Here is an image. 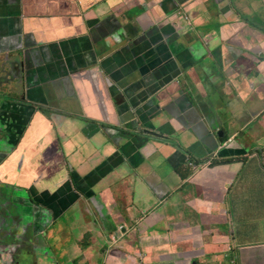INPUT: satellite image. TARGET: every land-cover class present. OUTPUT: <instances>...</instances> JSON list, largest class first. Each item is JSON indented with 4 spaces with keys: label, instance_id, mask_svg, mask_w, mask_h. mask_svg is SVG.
<instances>
[{
    "label": "crops",
    "instance_id": "crops-1",
    "mask_svg": "<svg viewBox=\"0 0 264 264\" xmlns=\"http://www.w3.org/2000/svg\"><path fill=\"white\" fill-rule=\"evenodd\" d=\"M131 1L0 0V149L20 134L0 170V184L14 183L0 198V264H264V0H167L187 8L192 35L160 19L100 60L114 34H134L135 20L119 16ZM160 39L174 42L153 71L145 53ZM184 56L216 61L181 70ZM174 83L211 91L191 98L199 115L177 106ZM134 99L161 140L140 123L122 131ZM216 101L233 114L228 126ZM163 102L167 117L152 120ZM220 132L233 139L224 149ZM212 155L191 173L189 160Z\"/></svg>",
    "mask_w": 264,
    "mask_h": 264
},
{
    "label": "water",
    "instance_id": "water-1",
    "mask_svg": "<svg viewBox=\"0 0 264 264\" xmlns=\"http://www.w3.org/2000/svg\"><path fill=\"white\" fill-rule=\"evenodd\" d=\"M168 1L163 0V2L160 5L154 6L151 4V1L149 0H133L131 1V5L127 7V9L122 12L119 16L120 19H128V20H135L134 26H135V32L133 33H128L126 36L122 32L118 31L116 34H114L109 42L106 43V46L102 48L101 55H100V60H105V59H110L113 56L117 54H122L123 51H125L128 48H133L134 46H137L140 44L141 39L146 38V34L148 33L150 27L154 25L157 21L160 19H167L169 25H173V28L175 32L179 35H186V34H191L193 31L191 30L190 27L186 26L185 24L182 23L180 14L176 11L175 8L173 7H168L167 6ZM154 7V8H153ZM156 7V8H155ZM150 12H153V15H150ZM172 21V22H171ZM172 27V26H171ZM122 36V38H121ZM118 37V38H117ZM193 39H195V36H193ZM185 46L191 45L192 42L189 40H181ZM153 45L149 48H147V51L145 53V60L147 57H151V66L149 69H152L153 71L158 67V65L163 61V58L160 57L162 54V51L165 50V47H171L174 41H164V39H160L159 41L154 40ZM176 42V41H175ZM179 42V41H178ZM184 61H188L184 66L183 69L181 70H186L189 69L190 67H194V72H199L201 69L204 67H209L210 65L214 64L216 59L215 57H208L205 61L202 62V65L200 67H195L194 62H190L189 59H187V56H184ZM127 70V69H126ZM192 71V72H193ZM90 72L95 76V81L98 82L100 80L102 83H108L112 84L113 83V75L110 72H104V71H99V70H90ZM212 80V79H211ZM121 81H124L122 79ZM205 81V80H204ZM203 81V82H204ZM203 85H207L203 83ZM133 89L136 90L137 85H131ZM194 88L189 87L187 88L185 85H180V87H177L178 92L175 93L172 98H174L175 102L177 103V106L181 108L182 110L188 111L189 109H192L196 115H199V111L195 108L193 100L191 98H196V99H206L208 95L211 93L209 90H204V91H199L196 94L194 93ZM174 91H176V86L173 87ZM160 90V89H159ZM158 90V91H159ZM124 92V95L127 94L126 91ZM157 91L152 92L151 96H153ZM193 94V95H192ZM189 95H192L189 97ZM178 97V99H177ZM210 100V99H209ZM136 101V105L133 106V111L129 114L128 117L121 119L119 122V125H122L121 129L124 133H128L129 131H135L137 129L136 126L137 124L140 123V119L142 120L144 111L142 108H139L137 99H134ZM171 101V100H168ZM183 102H185V106L183 105ZM156 103V102H154ZM165 102H163L162 105L158 104L155 106L157 108L156 112L151 114L152 120H156L159 118L164 117L163 114L167 117V112L168 108L165 107L164 105ZM139 110H136L138 109ZM214 110L219 115L222 119L223 117L227 119H231L227 121V126L233 122V114L228 110L227 107L220 105L217 103L214 104ZM199 121L203 120L202 116H199ZM145 121V118L143 119ZM143 128L146 130V134L153 136L157 140L162 139V129L163 126H159L158 128H152L147 125V122H141L140 123ZM136 126L135 130L134 127ZM140 128V127H139ZM221 134L220 137L223 136V133L220 132ZM233 143V140L229 141V145ZM82 200H86L88 202H91L94 206H96L97 199L87 191H84L82 194ZM1 223V222H0Z\"/></svg>",
    "mask_w": 264,
    "mask_h": 264
},
{
    "label": "clouds",
    "instance_id": "clouds-1",
    "mask_svg": "<svg viewBox=\"0 0 264 264\" xmlns=\"http://www.w3.org/2000/svg\"><path fill=\"white\" fill-rule=\"evenodd\" d=\"M176 11L180 14V18H181V21H182V23L183 24H185L186 26H189L190 28H191V30L193 31V29H192V27H191V25H190V23H191V19L189 18V16H187L185 13H187L188 12V10H187V8L185 7V8H177L176 9ZM183 17V18H182ZM194 32V31H193ZM166 61V58H163V61H161V63L158 65V67L157 68H159L161 65H165L166 66V64H164V62ZM156 68V69H157ZM9 82L11 81V80H8ZM175 84V86L176 87H180V83H174ZM10 86H11V82H10ZM164 86H161V88H159V89H162ZM158 89V90H159ZM157 90V91H158ZM12 91H13V88H12ZM19 102H17V101H11V103H16V104H21V101L20 100H18ZM1 119V118H0ZM3 122V121H2ZM5 123V122H4ZM2 128H0V130H1ZM3 131H4V133H6L7 132V130L4 128V129H2ZM26 132H24L23 134H25ZM22 134V135H23ZM219 134H221V133H219ZM13 136H15L17 139H18V141L16 142V143H11L10 142V140L9 139H7L8 140V142H9V144L11 145V149H9L10 151L9 152H7V151H3V150H1L0 149V170L2 169V168H4L6 165H7V163H8V160H9V158L16 152V151H14L18 146H17V144H18V142H19V140H20V134H17V133H12V137ZM220 136V135H219ZM222 138H225V140L224 141H222L223 142V146H222V148L221 149H224V148H226V147H228L229 146V141L230 140H233L232 138L231 139H228L227 138V136H226V134L224 133L223 134V136L221 137V139ZM22 137H21V141H22ZM211 154V153H210ZM207 156V155H206ZM206 156H204V157H206ZM243 158V160H244V162H246V157H242ZM216 159H218V158H216L214 155H212V158H211V160L209 161V162H204V164L203 163H201V162H199L200 160H189L188 161V165H189V167H190V169H191V173L193 174V173H195V172H197V171H199L201 168H203L204 166H206L207 164H209L210 163V165L212 164V162H216ZM188 167V166H187ZM190 175V172H188V176ZM14 185V183H12V182H8L7 184L6 183H4L3 182V180H2V183L0 184V198H2L3 196H6L7 194H6V192L4 191V189H5V187H10V186H13ZM4 205H5V203H1V201H0V222L2 223L3 221H5V220H7V219H5L4 217L6 216V207H4ZM2 207H4V208H2ZM2 208V209H1ZM121 229L122 228H124L123 227V225L120 227ZM118 235H116V234H113L112 236H111V239L112 240H117V242H118V240H121L122 239V237H117ZM27 254L28 253H26L25 254V256H27ZM33 253L31 252L30 253V255H32ZM29 255V256H30ZM28 257V256H27ZM30 259H31V256H30ZM140 264H148V263H146V262H144L143 261V257L141 258V262H140Z\"/></svg>",
    "mask_w": 264,
    "mask_h": 264
},
{
    "label": "trees",
    "instance_id": "trees-1",
    "mask_svg": "<svg viewBox=\"0 0 264 264\" xmlns=\"http://www.w3.org/2000/svg\"><path fill=\"white\" fill-rule=\"evenodd\" d=\"M224 140H225V138H222V139H221V141H224Z\"/></svg>",
    "mask_w": 264,
    "mask_h": 264
},
{
    "label": "rangeland",
    "instance_id": "rangeland-1",
    "mask_svg": "<svg viewBox=\"0 0 264 264\" xmlns=\"http://www.w3.org/2000/svg\"><path fill=\"white\" fill-rule=\"evenodd\" d=\"M28 135V133H26ZM31 256V255H30ZM30 256H28V258L30 259Z\"/></svg>",
    "mask_w": 264,
    "mask_h": 264
}]
</instances>
